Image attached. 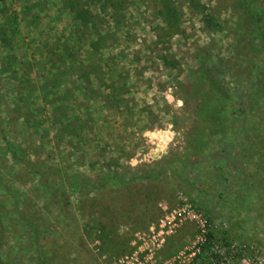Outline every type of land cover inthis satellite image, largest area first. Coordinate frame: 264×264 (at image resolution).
<instances>
[{
	"label": "rangeland",
	"instance_id": "rangeland-1",
	"mask_svg": "<svg viewBox=\"0 0 264 264\" xmlns=\"http://www.w3.org/2000/svg\"><path fill=\"white\" fill-rule=\"evenodd\" d=\"M65 3L0 0V227L6 239H0V264H110L135 249L136 234L174 208L180 193L209 221L216 241L215 255L204 254V264H264V71L246 72L252 56L264 55V44L255 48L254 37L241 34L233 0ZM144 49L174 69L160 62L146 67L157 69L148 85L159 112L135 120L127 108L103 119L108 128L130 121L148 126L135 147L116 146L118 154L106 159L109 146L90 136L92 125L87 138L76 136L78 125L92 118L77 119L74 62L91 55L137 59ZM65 71L72 77L67 90L60 80ZM199 74L225 89L224 139L196 128L198 97L188 93ZM167 132V144L152 156ZM248 135L256 140L246 152ZM4 140L50 169L33 176L11 159ZM55 168L92 180L118 179L88 189L62 181ZM132 168L158 174L133 181L118 176ZM196 237V224L184 222L151 261L184 251Z\"/></svg>",
	"mask_w": 264,
	"mask_h": 264
},
{
	"label": "crops",
	"instance_id": "crops-1",
	"mask_svg": "<svg viewBox=\"0 0 264 264\" xmlns=\"http://www.w3.org/2000/svg\"><path fill=\"white\" fill-rule=\"evenodd\" d=\"M144 52L145 54L137 59L118 55H108L105 58L103 55H91L76 59L79 64L74 62L72 73L75 105H78V102L81 103V106L76 107L75 110L77 113H82V116H78L77 119L84 121L87 113L92 118L90 124L83 122L80 126L78 125L80 128L77 129L76 136L87 138L89 125H92L90 136L99 137L100 142L109 146L105 153V156H108L106 159L114 153L118 154L116 146L130 149L135 147L139 136L146 133L148 126L144 123L139 126L130 121L126 124L117 123L115 127L108 128L103 119L112 117L116 112L126 111L127 108L133 113L132 118L135 120L140 117L146 118L148 111L157 112L160 109L161 105L154 96L155 90L148 85L151 79L150 74L157 69L146 67L149 63L157 66L160 62L171 71L174 66L164 58L152 59L151 56H147L145 49ZM66 71L61 72L60 78L64 81L62 83L65 90L70 88L67 81L72 79ZM99 141L96 144L100 143Z\"/></svg>",
	"mask_w": 264,
	"mask_h": 264
},
{
	"label": "trees",
	"instance_id": "trees-1",
	"mask_svg": "<svg viewBox=\"0 0 264 264\" xmlns=\"http://www.w3.org/2000/svg\"><path fill=\"white\" fill-rule=\"evenodd\" d=\"M60 1L66 4V0ZM233 4L236 11L239 13L238 20L241 34L245 36L251 35L252 37H254V39L257 41V45H255L254 47L256 48L257 46L258 49L261 48V46H263L264 44V1L233 0ZM167 15H169L168 9L165 8L160 11V16L163 18V20H166ZM243 39L244 36H242V38L239 37L240 44L241 42H243ZM202 62V60H198L197 64L200 65ZM248 64V69H246L247 73H249L253 68H260L264 71V55L260 58L255 57V55L252 56L251 61ZM201 71L202 70L200 69V72ZM191 86V91L188 94H194L198 97V102L195 106V109L193 110L195 115L194 118L201 122L196 124V128L199 130L207 129L209 130L210 136H220L221 139H224L225 137L223 136V131L225 128H227V125H225V121L227 119L229 106L225 89L221 85L220 81L213 78H206L203 74H199V76L196 75L192 80ZM254 140L256 139L252 135H248V145H246L245 147L246 152L251 149L252 146H255L253 142ZM4 143L5 150L10 155L11 159L16 163L21 164L26 170L30 171L33 176L39 177L42 174V171L50 169L49 166L40 168L39 166L34 165L20 152H18V150L13 149L8 141L4 140ZM260 161H263V159ZM259 165L261 168L262 163L259 162ZM53 171L54 174H57L58 178H61V180L64 179L69 183L79 184L80 186H84L88 189H96L97 186H101L103 182H113L114 180L117 181L118 179V177L114 174L109 177L101 176L99 177L98 181L96 179H89L86 176L77 173L70 175L60 174L59 169L57 168L53 169ZM121 174L122 175L118 176H120L121 178H126L127 181H133L136 179H151L157 176L158 171L156 169L139 170L137 168H132L131 171H128L127 174ZM259 182L263 184L262 185L260 183L261 186H264V173H262ZM26 221L27 220H25V222ZM31 232H33V230H31ZM3 233L4 231L0 227V239L2 240V242L6 240L2 235ZM210 237L211 233L208 232L206 234L205 241L200 245V252L195 255L193 261L190 264H204L203 257L210 248Z\"/></svg>",
	"mask_w": 264,
	"mask_h": 264
},
{
	"label": "built area",
	"instance_id": "built-area-1",
	"mask_svg": "<svg viewBox=\"0 0 264 264\" xmlns=\"http://www.w3.org/2000/svg\"><path fill=\"white\" fill-rule=\"evenodd\" d=\"M161 135H166V132H162ZM160 134L157 136L154 134V140L160 139ZM162 141L156 149L151 150V155L154 156L157 152H162V148L167 144L170 136ZM189 221L196 224L197 237L196 241L191 247L184 251H179L172 257L163 260L159 263H155L153 255L155 251L161 246L165 237L172 233L177 227L184 222ZM209 221L204 215L195 209L189 197L180 193L177 197V203L174 208L160 216L154 223H152L145 231H141L136 234L134 241L135 249L129 253L118 257L110 264H143L149 262L150 264H190L195 255L200 252V245L205 241L206 234L210 232ZM210 248L206 252L207 254L213 253L215 255L216 241L213 239L212 234L209 239ZM205 253V254H206Z\"/></svg>",
	"mask_w": 264,
	"mask_h": 264
}]
</instances>
